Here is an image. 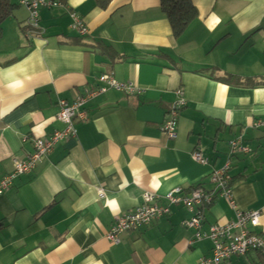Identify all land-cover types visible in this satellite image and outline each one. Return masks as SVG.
<instances>
[{
  "label": "crops",
  "instance_id": "0c3cea01",
  "mask_svg": "<svg viewBox=\"0 0 264 264\" xmlns=\"http://www.w3.org/2000/svg\"><path fill=\"white\" fill-rule=\"evenodd\" d=\"M0 39V179L27 160L35 140L67 125L60 102L77 98L113 76L141 93L115 89L91 98L87 119L75 117L76 135L57 142L33 171L18 176L0 197V264H199L213 243L197 239L214 225L235 220L231 203L215 192L214 171L228 162L229 186L242 211H263L251 231L264 236V0H192L198 16L176 36L161 0H61L40 10L39 27L19 0ZM71 13L89 33L72 31ZM181 91V95L178 92ZM177 137L163 132L178 100ZM239 139L250 151L231 154ZM201 152L207 159H195ZM212 192L198 230L194 215L165 196ZM158 195L170 213L121 233L107 234L118 218ZM100 193L105 197L100 198ZM230 264H264L250 251Z\"/></svg>",
  "mask_w": 264,
  "mask_h": 264
},
{
  "label": "built area",
  "instance_id": "2783aa9c",
  "mask_svg": "<svg viewBox=\"0 0 264 264\" xmlns=\"http://www.w3.org/2000/svg\"><path fill=\"white\" fill-rule=\"evenodd\" d=\"M19 2L28 9L30 15L29 23L35 28L39 27L40 10L42 8L52 9L62 6L61 0H19ZM71 18L72 23L70 28L72 31L80 35H87L89 33L87 25L78 14L71 13ZM99 81L103 84L102 86L87 92L84 96H80L74 103L60 102L59 119L67 125V128L63 132H56L47 140H35V152L27 160L16 159L13 161V172L0 179V197L12 188L14 179L33 171L42 157L52 152L57 142L76 135L73 120L75 117H79L82 120L87 119V112L84 107L91 98L111 89L124 91L129 95L139 94L142 91L135 84L119 82L109 74L101 75ZM178 94L181 95V91ZM184 105L185 101L183 99L178 100L169 114L170 118L165 120L163 132L169 139L177 137L178 110L182 109ZM253 126L257 129L264 128V120L256 121ZM230 147L231 154L233 155L239 153L246 154L250 151L239 139L231 141ZM194 155L199 163L204 164L207 162V159L201 152H196ZM229 168L230 163L228 162L224 168L214 171L211 175V181L216 186L215 192L229 200L235 210L236 218L225 225L212 226L208 233L197 234V239H209L213 243L212 256L201 259L199 264H230V260L234 256H245L250 251H258L264 255V236L251 231V228L260 226L263 211H242L238 208L232 189L229 186ZM104 197V193H100V198ZM159 198L155 193H145L144 202L141 206L117 219L107 234L108 240L112 243H119L122 232L137 228L138 226L150 225L154 220L168 215L170 213V206H160L158 204ZM212 198V192L202 187L193 189L187 196H183L181 188H176L165 196L170 205L182 203L188 207L194 216L187 221L186 225L195 230H198L204 221L203 212L196 209V206L209 204Z\"/></svg>",
  "mask_w": 264,
  "mask_h": 264
},
{
  "label": "trees",
  "instance_id": "16d2710c",
  "mask_svg": "<svg viewBox=\"0 0 264 264\" xmlns=\"http://www.w3.org/2000/svg\"><path fill=\"white\" fill-rule=\"evenodd\" d=\"M99 5L106 6L111 0H96ZM161 6L168 17L173 32L179 36L185 28L198 16V10L192 3V0H161ZM16 5L11 0H0V39L3 36V25L5 21L13 14ZM234 82L238 86L260 87L264 86V79L256 80L253 78L245 81L239 77L230 76L226 82Z\"/></svg>",
  "mask_w": 264,
  "mask_h": 264
}]
</instances>
